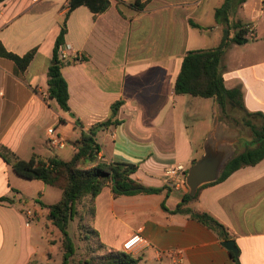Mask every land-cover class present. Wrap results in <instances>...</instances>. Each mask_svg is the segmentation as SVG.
Listing matches in <instances>:
<instances>
[{
    "label": "crops",
    "instance_id": "obj_1",
    "mask_svg": "<svg viewBox=\"0 0 264 264\" xmlns=\"http://www.w3.org/2000/svg\"><path fill=\"white\" fill-rule=\"evenodd\" d=\"M69 1L0 3V43L19 56L36 49L25 71L0 57V147L23 160L37 155L68 161L81 131L107 120L111 106L122 100L118 119L123 123L98 132L102 150L93 165L136 164L137 182L165 190L115 198L112 188L105 187L96 198L93 222L102 243L122 252L123 243L140 233L144 244L130 252L138 264H236L216 232L189 215L162 208L164 202L174 210L188 192L186 182L168 177V168L183 164L189 169L202 156L203 142L213 128L214 122L205 135L194 139L186 122L189 112L199 115L209 108L213 116L218 114L213 98L175 93L186 53L213 48L206 45L209 30L204 20L211 24L206 28L221 33L214 47L221 41L222 26L213 7L203 12L199 0H141L145 6L138 9L131 5L134 0H111L109 9L97 16L84 5L74 9L65 42L82 52L84 59L63 68L69 86L66 112L49 98L48 69ZM224 1H217L216 8ZM236 19L249 26L253 37L247 34V41L226 52L225 85L242 90L248 111L264 114V0H246ZM190 20L202 29L192 27ZM51 128L65 140L64 148L49 143ZM1 197L13 202H0V264H31L45 258L48 251L39 250V244L44 238L51 250L48 229L53 226L42 204L59 202L62 190L19 177L0 155ZM190 206L208 212L227 228L240 264H264V159L205 187ZM29 213L34 217L31 221ZM36 224H44L45 236Z\"/></svg>",
    "mask_w": 264,
    "mask_h": 264
},
{
    "label": "trees",
    "instance_id": "obj_2",
    "mask_svg": "<svg viewBox=\"0 0 264 264\" xmlns=\"http://www.w3.org/2000/svg\"><path fill=\"white\" fill-rule=\"evenodd\" d=\"M5 0H0V3ZM246 0H225L215 9V20L222 26V38L218 46L209 49L191 50L183 58L180 73L175 83V93L178 95H190L193 97L213 98L221 110L220 118L232 126H237V119L232 114L240 115V122L251 130L250 138L240 137L237 152L234 158L226 165L218 181L202 186L196 196L190 197L188 192L183 196L181 203L170 211L166 204L162 208L171 214H186L201 224L216 232L224 241L231 240L227 228L206 211H197L190 204L195 202L201 191L210 185L220 183L237 170L255 166L264 159V114L262 112H250L245 107L244 96L240 88L228 89L225 85V66L223 58L232 45H241L247 41L249 26L236 19L239 9ZM87 6L95 16L106 12L111 0H70L65 20L62 24L59 36L55 41L53 58L48 69V93L49 98L56 101L58 106L66 112L70 111L69 86L63 75L65 64L59 59V48L65 42L68 32L67 20L74 9L79 6ZM132 6L143 9L145 4L141 0H134ZM190 25L202 29L201 25L193 20ZM36 49L24 56H19L8 51L0 43V57L13 60L21 71H25L34 59ZM123 101L119 100L111 106V116L104 121L97 122L87 130H82L77 140L76 151L70 160L59 157L42 159L34 155L29 160L19 158L8 148L1 146L0 155L11 164L15 173L27 180H41L45 184L62 190L59 202L51 205L42 204L47 209V220L53 227L59 230L63 237L62 264H71L72 257L76 254L75 243L69 233L71 222L78 216L82 227L86 228L91 240L95 241L101 251H108L106 256L97 264H138L139 259L130 253L115 252L109 250L101 241L99 232L93 227L96 216V198L107 186H110L115 198L122 195L159 194L165 189L146 187L133 178L138 166L127 162L98 163L102 146L97 142L99 131L112 126H120L123 121L118 119L120 107ZM225 114V117H224ZM226 118V119H225ZM78 127L83 128L80 122ZM197 160H194L192 165ZM93 165V166H92ZM0 202L12 203L8 197H1ZM50 243V241H49ZM51 244V243H50ZM52 245V244H51ZM236 264H240L239 253L233 254Z\"/></svg>",
    "mask_w": 264,
    "mask_h": 264
},
{
    "label": "rangeland",
    "instance_id": "obj_3",
    "mask_svg": "<svg viewBox=\"0 0 264 264\" xmlns=\"http://www.w3.org/2000/svg\"><path fill=\"white\" fill-rule=\"evenodd\" d=\"M217 1H224V0H199V4L201 6V9L203 12H205V9H209L210 7H213L214 11L217 7ZM221 2V3H222ZM204 17H207V14L204 15ZM205 30H209V35L207 37V47H214L217 45V36H220L221 33L217 30L212 31V28H206L209 24V20H204ZM207 23V24H206ZM211 104V103H210ZM218 114H215L213 116V112L211 113L209 108L204 109L203 114L197 115L194 111L191 110L188 114L187 124L191 128V135H193L194 139H198L199 135H205L207 133V127L210 126L214 122V117L219 115L221 116V110L218 109ZM232 116L239 121L237 122V127L241 131V137L243 138H250L251 137V130L244 126L240 122V115L238 113L232 114ZM225 117V114H224ZM226 119V118H225ZM224 120V118L222 119ZM227 120V119H226ZM225 120V121H226ZM227 122V121H226ZM103 138V137H102ZM71 144V143H70ZM68 145L69 148H71V145ZM238 148V147H237ZM191 166H189L190 168ZM193 204V203H192ZM79 216V215H78ZM78 216L75 218L73 222H71L69 226V233L75 243L76 246V254L72 257L71 264H97L100 263V259L103 258V256L107 255L106 251L99 250L98 246L95 245V241L91 240V235L88 234V231L86 228L82 227L81 221L78 220ZM36 229H40V235L43 236L46 235V228L44 224H36ZM53 229H48V235H49V241L52 248L50 250L47 242L43 240L44 238H41V243L39 244V250L41 251H48L45 258L36 259L31 262V264H62L63 259V237L62 234L59 232L58 229L55 227H52Z\"/></svg>",
    "mask_w": 264,
    "mask_h": 264
},
{
    "label": "water",
    "instance_id": "obj_4",
    "mask_svg": "<svg viewBox=\"0 0 264 264\" xmlns=\"http://www.w3.org/2000/svg\"><path fill=\"white\" fill-rule=\"evenodd\" d=\"M241 131L218 115L213 128L203 142V154L188 169L186 185L190 197L196 196L198 190L207 184L219 180L226 165L231 161L240 142ZM232 254L238 255V248L234 240L222 242Z\"/></svg>",
    "mask_w": 264,
    "mask_h": 264
},
{
    "label": "built area",
    "instance_id": "obj_5",
    "mask_svg": "<svg viewBox=\"0 0 264 264\" xmlns=\"http://www.w3.org/2000/svg\"><path fill=\"white\" fill-rule=\"evenodd\" d=\"M250 37H253V32L250 31L248 33ZM59 59L64 63H70V62H79L84 59V56L82 52L77 51L74 49V47L64 42L60 48H59ZM49 135V143L54 148H64L66 145V142L63 138L60 137V135L57 133L56 129L51 128L48 130ZM188 168L183 164H177L174 166H171L167 170V175L170 179L173 180H179L182 179L184 182H186V174H187ZM29 219L30 221L34 218L32 213H29ZM27 225H29V222H27ZM145 242L143 236L140 233L133 234L131 237H129L122 245V251L126 253H130L134 251L136 248L143 245Z\"/></svg>",
    "mask_w": 264,
    "mask_h": 264
}]
</instances>
